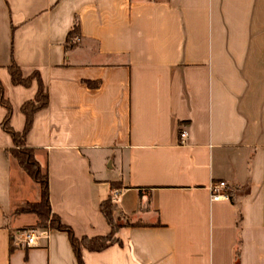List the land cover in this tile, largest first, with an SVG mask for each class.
Returning a JSON list of instances; mask_svg holds the SVG:
<instances>
[{
    "label": "crops",
    "instance_id": "1",
    "mask_svg": "<svg viewBox=\"0 0 264 264\" xmlns=\"http://www.w3.org/2000/svg\"><path fill=\"white\" fill-rule=\"evenodd\" d=\"M12 62L48 95L25 143L51 211L77 238L105 236L100 203L121 191L113 241L80 246L84 264H264V0H0V80L22 131L37 82L14 85ZM4 115L0 264H78L64 231L16 239L40 187ZM218 181L228 196L211 201Z\"/></svg>",
    "mask_w": 264,
    "mask_h": 264
},
{
    "label": "trees",
    "instance_id": "2",
    "mask_svg": "<svg viewBox=\"0 0 264 264\" xmlns=\"http://www.w3.org/2000/svg\"><path fill=\"white\" fill-rule=\"evenodd\" d=\"M78 34L79 24L76 19L68 33L66 40L67 43L70 42L72 37L77 36ZM7 69L14 85L28 86L32 80H36L37 82V92L35 97L32 100L24 102L20 108L25 116L24 128L22 131H16L10 124L12 106L6 95L5 87L0 80V105L5 109V115L2 119L1 127L12 138L14 146L10 150V154L18 161V164L26 174L38 183L40 187L39 200L36 202H30L27 208H21L17 211L33 214L36 217V228L57 229L66 232L78 264H84L80 253V246H84L91 251H99L113 241V234L119 227V225L114 223L112 217L113 211L115 210V204L111 198L100 203V210L110 225L111 231L105 236L91 238L87 236L77 238L70 226L63 224L59 217L51 211L47 169L38 163L34 155V150L28 147L25 143L26 134L32 125L33 115L37 110L47 106L48 95L38 72H33L29 76L23 77L20 67L15 62H12ZM88 84L92 85L91 83ZM112 186L114 187L115 183H112ZM12 249L13 247H10V250Z\"/></svg>",
    "mask_w": 264,
    "mask_h": 264
},
{
    "label": "built area",
    "instance_id": "3",
    "mask_svg": "<svg viewBox=\"0 0 264 264\" xmlns=\"http://www.w3.org/2000/svg\"><path fill=\"white\" fill-rule=\"evenodd\" d=\"M187 132L184 126H180L179 131V142L183 143L186 138ZM226 187L225 181L212 182L209 186L210 190V200H221L227 198V194L223 192ZM121 191L119 189H112L110 192V198L115 201L120 195ZM48 229L39 228H29L16 233V239L20 244L26 248L35 247L39 245V240L41 238L47 237Z\"/></svg>",
    "mask_w": 264,
    "mask_h": 264
},
{
    "label": "rangeland",
    "instance_id": "4",
    "mask_svg": "<svg viewBox=\"0 0 264 264\" xmlns=\"http://www.w3.org/2000/svg\"><path fill=\"white\" fill-rule=\"evenodd\" d=\"M28 205H26L24 208H27ZM31 228H36V223H34L33 225H31Z\"/></svg>",
    "mask_w": 264,
    "mask_h": 264
}]
</instances>
